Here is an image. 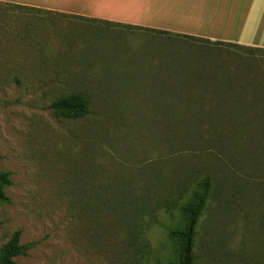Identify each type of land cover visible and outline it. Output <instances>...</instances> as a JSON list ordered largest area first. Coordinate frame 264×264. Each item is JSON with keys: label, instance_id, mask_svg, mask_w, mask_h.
Here are the masks:
<instances>
[{"label": "rangeland", "instance_id": "374dc122", "mask_svg": "<svg viewBox=\"0 0 264 264\" xmlns=\"http://www.w3.org/2000/svg\"><path fill=\"white\" fill-rule=\"evenodd\" d=\"M77 24L0 26V252L20 231L17 264L169 263L209 177L195 264H264V49ZM70 94L86 118L56 117Z\"/></svg>", "mask_w": 264, "mask_h": 264}, {"label": "crops", "instance_id": "0c3cea01", "mask_svg": "<svg viewBox=\"0 0 264 264\" xmlns=\"http://www.w3.org/2000/svg\"><path fill=\"white\" fill-rule=\"evenodd\" d=\"M0 11L15 27L133 26L264 49V0H0Z\"/></svg>", "mask_w": 264, "mask_h": 264}, {"label": "trees", "instance_id": "16d2710c", "mask_svg": "<svg viewBox=\"0 0 264 264\" xmlns=\"http://www.w3.org/2000/svg\"><path fill=\"white\" fill-rule=\"evenodd\" d=\"M0 11V26H10L8 22L4 20V12ZM15 27V26H12ZM130 28H135L133 26H128ZM21 37H25L26 35L30 36L32 31L27 28L22 27ZM25 28V29H24ZM40 28V27H38ZM141 29V28H138ZM40 30V29H39ZM148 31V29H146ZM35 31V30H33ZM38 31V30H36ZM160 34L168 35V36H177L184 37L189 40H205L202 38H197L188 35L181 34H173L167 31L161 30H152ZM36 33V32H35ZM39 34V33H36ZM215 44H229L235 45L231 43L224 42H213ZM239 46V45H238ZM260 50V49H258ZM51 109L54 114L59 119L64 120H80L86 118L90 113V104L89 100L82 94H70L65 95L58 98L52 105ZM0 160H2V156L0 155ZM13 185L11 180V174L9 172H0V204H9L10 198L7 196L6 189ZM211 179L205 178L200 184L199 188L193 193L192 198L182 206L181 211L184 216L185 224L182 229L173 230L170 232V237L176 242L177 245V257L175 260L166 263V264H195L196 256H195V248H196V240L198 237V225L203 216V212L206 209L208 200L211 195ZM103 207L109 209V211L113 212L118 211L123 208L122 202H117L115 205L111 206V203H107L106 201H102ZM32 248L31 245H23L21 243V232H16L10 242L1 249L0 252V264H17L15 259L21 256L27 255L28 251Z\"/></svg>", "mask_w": 264, "mask_h": 264}]
</instances>
